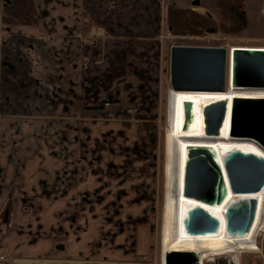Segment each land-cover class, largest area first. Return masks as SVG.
<instances>
[{
    "label": "crops",
    "instance_id": "0c3cea01",
    "mask_svg": "<svg viewBox=\"0 0 264 264\" xmlns=\"http://www.w3.org/2000/svg\"><path fill=\"white\" fill-rule=\"evenodd\" d=\"M244 1L247 28L237 38L264 48V0ZM166 3L216 19L210 0H75L40 14L36 27L18 34L0 24V247L8 246L11 264H94L91 258L99 257L78 242L83 231L75 218L76 168L39 150L42 139L33 132L45 118L75 115L79 103L100 99L119 106L140 90L156 95ZM43 18L51 22L41 23ZM97 88L102 97L92 98ZM23 208L39 210L29 215ZM48 208L59 211L51 225L44 221ZM49 232L66 246L42 247ZM31 238L35 245L23 241Z\"/></svg>",
    "mask_w": 264,
    "mask_h": 264
},
{
    "label": "rangeland",
    "instance_id": "374dc122",
    "mask_svg": "<svg viewBox=\"0 0 264 264\" xmlns=\"http://www.w3.org/2000/svg\"><path fill=\"white\" fill-rule=\"evenodd\" d=\"M7 2L0 0V7ZM74 2L36 0L38 18L44 12L52 14L56 6L69 7ZM192 10L203 13L200 9ZM77 11L81 13L83 9L79 7ZM79 18L80 14L76 16V21L79 22ZM50 22L49 19H41V23ZM89 23L86 21V24ZM13 31L18 34L21 29ZM160 37L164 46L159 61L161 88L156 95H143L140 90L132 98L126 95L124 104L122 100L119 106L111 105L109 111L102 107L106 100L97 99L85 105L79 103L75 115L56 114L57 118H45L43 126L33 132L38 139H42L38 144L39 150L45 155L57 153L63 159L60 161L63 167L76 168L75 185L80 198L75 201L74 209L75 218L79 216L78 231H83L78 242L85 244L86 253L91 248V253L99 256L91 258L94 264H158L170 47H254L251 44H258L239 40L237 36L222 35L218 31L200 37H176L168 35L163 28ZM92 93V98L102 97L98 88ZM31 133L29 130V135ZM12 146L15 148L14 144ZM50 160L55 163V160ZM23 209L29 215L39 210ZM54 212L59 215L58 209H43L47 225L52 224ZM84 225H87L86 228ZM50 238L52 234L49 232L48 237H43L49 242L44 241L40 245L45 248L50 244L66 246L65 239ZM259 238L257 242L264 255V233ZM32 239L23 241L29 246L35 245ZM73 247L76 248V245ZM73 251L77 250L73 248ZM0 256L8 259L6 264H11L8 246L0 247ZM240 261L241 264H264V259L257 255L243 254Z\"/></svg>",
    "mask_w": 264,
    "mask_h": 264
},
{
    "label": "water",
    "instance_id": "95a60500",
    "mask_svg": "<svg viewBox=\"0 0 264 264\" xmlns=\"http://www.w3.org/2000/svg\"><path fill=\"white\" fill-rule=\"evenodd\" d=\"M208 34H214L212 29ZM169 90L195 96L212 95L222 99L202 112L204 138H217L228 110V140L251 145L264 153V98L245 94L264 92V49L190 47L172 45L169 50ZM234 96L226 105V98ZM183 131L192 121L191 101H183ZM211 145L187 144L181 196L191 207L182 212L186 237L216 236L220 219L202 205L220 207L225 196H246L264 187V160L234 151L216 161ZM254 200H240L225 209L226 231L231 236L246 234L254 218ZM226 260H221L222 264ZM164 264H198L193 252H166ZM229 264H237L230 262Z\"/></svg>",
    "mask_w": 264,
    "mask_h": 264
},
{
    "label": "bare ground",
    "instance_id": "6f19581e",
    "mask_svg": "<svg viewBox=\"0 0 264 264\" xmlns=\"http://www.w3.org/2000/svg\"><path fill=\"white\" fill-rule=\"evenodd\" d=\"M245 49H264L261 47H228ZM248 97L264 98V92L245 94ZM234 96L227 97L226 105L229 107ZM222 99L219 96L204 95L195 96L187 93L167 92V106L165 114V132L163 136V193L161 204V216L158 228V242L161 253L158 264H164L166 252H193L196 254L199 264H212L219 259L225 263H240L241 255L259 254L256 238L259 233H264V187L254 199V220L249 232L243 236H231L226 231L223 212L238 201L247 202L248 196L232 197L228 193L223 204L208 211L211 215L220 219V230L216 236L190 238L182 231V212L190 208L191 203L184 201L181 196L184 163L186 160L185 146L187 144L211 145V150L216 154V161L222 163L230 153L239 151L243 154H252L256 158L264 160V153L254 146L234 144L228 140L229 122L228 110L223 124L217 133V138H204V126L202 112L205 107ZM183 101H191L193 106L192 121L186 131H183ZM240 253V254H239ZM239 254V256H238ZM221 263V262H220Z\"/></svg>",
    "mask_w": 264,
    "mask_h": 264
},
{
    "label": "trees",
    "instance_id": "16d2710c",
    "mask_svg": "<svg viewBox=\"0 0 264 264\" xmlns=\"http://www.w3.org/2000/svg\"><path fill=\"white\" fill-rule=\"evenodd\" d=\"M216 20L193 11L165 4L162 26L170 36L200 37L212 29L226 36H237L247 28L244 0H212ZM0 24L12 31L24 27H36L38 15L36 0H8L0 7ZM147 229V228H146Z\"/></svg>",
    "mask_w": 264,
    "mask_h": 264
},
{
    "label": "built area",
    "instance_id": "2783aa9c",
    "mask_svg": "<svg viewBox=\"0 0 264 264\" xmlns=\"http://www.w3.org/2000/svg\"><path fill=\"white\" fill-rule=\"evenodd\" d=\"M110 106H111V104L109 103V102H105V103H103V105H102V107L104 108V109H106V110H110L109 108H110ZM108 114H109V116H112V113L111 112H108ZM257 194H259V192L258 193H254V194H249V195H246V196H248L250 199H252V200H254L253 199V197L254 196H256ZM185 200V199H184ZM187 202H190V201H187ZM202 208L203 209H205V210H209V209H213V207H209V206H207V205H202ZM215 208V207H214ZM209 212V211H208ZM210 213V212H209ZM211 214V213H210ZM253 220H254V218H253ZM252 224H253V222H252ZM252 224H251V226H252ZM251 228V227H250ZM250 230V229H249ZM249 232V231H248ZM247 232V233H248ZM228 233V232H227ZM246 233V234H247ZM262 233H259V235H258V237L256 238V244H257V247L261 250V252L259 253V254H245V255H257V256H259L260 258H262V260L264 259V255H263V253H262V251H263V248L260 246V244L258 243L259 242V237H260V235H261ZM245 235V234H244ZM243 236V235H242ZM258 241V242H257ZM221 260L222 259H219V261H217L216 263H212V264H222V263H220L221 262ZM5 264V263H7V259L6 258H4L3 256H0V264ZM198 264H199V262H198ZM226 264H228V263H226ZM238 264H241V261H240V263H238Z\"/></svg>",
    "mask_w": 264,
    "mask_h": 264
}]
</instances>
